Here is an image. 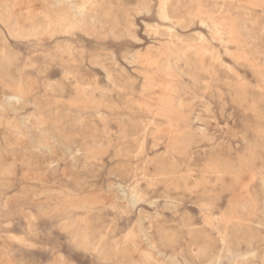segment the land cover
Instances as JSON below:
<instances>
[{
	"label": "rangeland",
	"instance_id": "1",
	"mask_svg": "<svg viewBox=\"0 0 264 264\" xmlns=\"http://www.w3.org/2000/svg\"><path fill=\"white\" fill-rule=\"evenodd\" d=\"M162 3L0 0V264H264V0Z\"/></svg>",
	"mask_w": 264,
	"mask_h": 264
},
{
	"label": "bare ground",
	"instance_id": "2",
	"mask_svg": "<svg viewBox=\"0 0 264 264\" xmlns=\"http://www.w3.org/2000/svg\"><path fill=\"white\" fill-rule=\"evenodd\" d=\"M181 1V0H180ZM53 3H54V5H59L60 3H61V0H53ZM165 3H166V0H163V3H162V5H161V13H163L165 16H166V13L164 12V6H165ZM81 9H82V6L81 5H79V4H75V6H74V11H75V16H78V15H80L81 16ZM180 9V8H179ZM40 11V10H39ZM200 12V11H199ZM34 13V12H33ZM7 14H8V12H7ZM168 14V13H167ZM3 18V17H2ZM32 18L33 17H31V16H29V17H27L26 19L27 20H29V21H31L32 20ZM9 19V18H8ZM6 21V20H5ZM76 21L77 22H80L81 21V18H78V19H76ZM15 24V23H14ZM31 26H33V23H31ZM49 28H50V25H48V26H43V28H41V29H38L39 30V32L40 33H47V32H49ZM8 30V29H7ZM10 32V31H9ZM29 33V32H28ZM168 33V32H167ZM1 34V33H0ZM30 35H32V34H30ZM168 35V34H167ZM171 36V35H170ZM22 37V36H21ZM1 38V37H0ZM4 38V37H3ZM2 39V38H1ZM2 45V44H1ZM5 49V48H4ZM12 52V51H11ZM1 54V53H0ZM133 63V62H132ZM10 68V67H9ZM5 70V69H4ZM7 75H8V73H7ZM11 96V95H10ZM22 97V95L20 94V93H17V94H15L14 96H12V97H5V101L6 102H8L9 103V105H11V106H13V109L15 110V106H14V100L16 101V100H18V99H20ZM18 108V107H17ZM26 125V124H25ZM148 127V126H147ZM56 128H57V126H56ZM55 128V129H56ZM58 130V129H57ZM59 131V130H58ZM55 132H56V130H55ZM61 137H62V135H61ZM68 148V147H67ZM137 189H136V186H134L132 189H130V194H128V193H126V192H124L123 193V195H125V198L128 196V198H126V199H129V201L131 202H133L134 204L137 202V200L138 199H136V197H137ZM154 202V201H153ZM176 231V230H175ZM147 238V237H146ZM172 238V237H171ZM148 239V238H147ZM168 240V239H167ZM165 244V243H164ZM166 246V245H165ZM119 249V248H118ZM159 254H161V253H159ZM172 260V257L171 258H169V260ZM173 261V260H172ZM174 263V262H173ZM176 263V262H175Z\"/></svg>",
	"mask_w": 264,
	"mask_h": 264
}]
</instances>
